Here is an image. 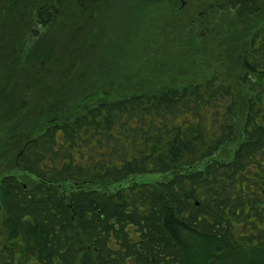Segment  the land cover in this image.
<instances>
[{
	"label": "trees",
	"instance_id": "16d2710c",
	"mask_svg": "<svg viewBox=\"0 0 264 264\" xmlns=\"http://www.w3.org/2000/svg\"><path fill=\"white\" fill-rule=\"evenodd\" d=\"M160 2L70 5L90 40L102 31L100 16L115 14L102 31L109 48L122 44L133 22L141 31L147 8ZM48 6L33 10V41L54 22ZM245 60L239 69L250 95L240 134L233 89L216 72L155 93L82 98L68 115H54L57 123L18 152L26 180L0 173V264H188L183 232L217 248L263 247L264 62Z\"/></svg>",
	"mask_w": 264,
	"mask_h": 264
},
{
	"label": "rangeland",
	"instance_id": "374dc122",
	"mask_svg": "<svg viewBox=\"0 0 264 264\" xmlns=\"http://www.w3.org/2000/svg\"><path fill=\"white\" fill-rule=\"evenodd\" d=\"M70 1L0 0V173L26 180L16 166L18 152L27 138L57 123L54 115H68L69 104L182 87L212 72L225 75L231 85L237 134L242 132L250 85L239 65L253 35L264 28V0H162L153 12L147 8L141 31L133 22L122 44L109 48L110 38L102 31L115 14L100 16L102 31L90 40L78 27ZM241 1L246 10L239 9ZM44 4L54 11V22L33 41L29 22ZM106 8L112 10L111 4ZM46 116L53 121L48 124ZM232 148L233 143L225 150ZM179 245L188 264H264V247L217 248L187 232L179 236Z\"/></svg>",
	"mask_w": 264,
	"mask_h": 264
},
{
	"label": "flooded vegetation",
	"instance_id": "af4514ba",
	"mask_svg": "<svg viewBox=\"0 0 264 264\" xmlns=\"http://www.w3.org/2000/svg\"><path fill=\"white\" fill-rule=\"evenodd\" d=\"M44 5H40L39 7L44 6ZM259 50L264 51V28L262 30L256 32L255 35H253V37H252V40L250 42L249 51H248L247 56L245 58L246 59L245 62H247V63H245L246 65H259V64H257V62H258L257 60H262V62H264V57L258 56L259 53H261V52H257ZM243 65H244V62H243ZM257 245L258 244L256 243V246Z\"/></svg>",
	"mask_w": 264,
	"mask_h": 264
}]
</instances>
